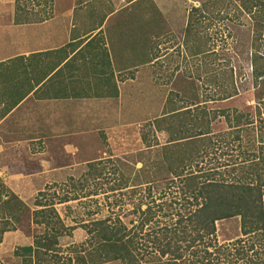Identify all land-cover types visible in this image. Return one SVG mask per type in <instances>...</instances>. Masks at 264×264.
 <instances>
[{"label": "rangeland", "instance_id": "1", "mask_svg": "<svg viewBox=\"0 0 264 264\" xmlns=\"http://www.w3.org/2000/svg\"><path fill=\"white\" fill-rule=\"evenodd\" d=\"M204 1L54 0L51 14L73 7V23L80 27L81 33L107 17L102 33L108 39L113 64L117 69L125 64L131 66L126 72L119 68L116 73L119 89L110 106L115 107V115L100 123L98 136L85 142L80 138V148L69 154L68 159L57 156L56 164L68 162L70 168L53 174L56 181L46 185L45 198L52 202L65 227V233L58 238L62 255L72 256L73 248L79 250L86 237L82 225L88 221L115 214L126 224L133 218L130 212L137 204L144 209L145 205L154 207L166 199L161 192L163 174L157 168L161 167L159 147L168 135L162 129L154 130L153 118L169 109L192 107L191 103L210 110L242 107L243 100L250 99V91H245L225 101H207L213 73L225 71L230 65L236 84L247 74L250 21L242 16V25H231L222 18L226 11L232 10L231 4L226 0L200 4ZM12 2L0 0V21L10 20L2 6L11 10ZM188 21L190 35L185 44ZM193 45H198L203 54L191 55ZM223 128L222 121L212 123V130ZM43 187L41 184L8 187L0 179V229H13L7 230L11 231L7 237L12 241L7 239V250L30 243L32 236L42 231V225L31 222V211L39 208L33 201ZM12 191L17 194L10 196ZM25 193L32 195L26 209L18 210L15 197L19 194L25 197ZM7 197L10 200L6 204ZM61 197L68 200L57 202ZM167 209L163 205L162 211ZM215 234L219 243L232 241L238 234L237 219L216 222ZM9 252L4 261L19 264V259Z\"/></svg>", "mask_w": 264, "mask_h": 264}, {"label": "trees", "instance_id": "2", "mask_svg": "<svg viewBox=\"0 0 264 264\" xmlns=\"http://www.w3.org/2000/svg\"><path fill=\"white\" fill-rule=\"evenodd\" d=\"M209 1L214 2L200 4ZM53 2L13 0L12 22L45 20ZM226 3L232 5L222 15L227 22L242 25V16L250 21L248 72L238 84L230 65L213 73L207 101H225L245 91H250V99H244L242 107L210 110L191 103L192 107L169 109L153 118L154 130L168 135L159 147L157 168L163 174L161 192L166 199L144 209L137 204L126 224L115 214L83 224L86 237L72 256L62 255L58 238L65 227L45 198V185L34 197L33 205L39 208L31 211V222L42 225V231L32 236L30 245L12 251L19 264H264V0ZM193 46L191 55L203 54ZM219 121L224 128L212 130V123ZM66 200L61 197L57 202ZM16 202L18 210L26 209ZM163 205L167 211H162ZM232 218L238 221V234L219 243L215 223ZM7 230L13 229L1 228L0 237Z\"/></svg>", "mask_w": 264, "mask_h": 264}, {"label": "crops", "instance_id": "3", "mask_svg": "<svg viewBox=\"0 0 264 264\" xmlns=\"http://www.w3.org/2000/svg\"><path fill=\"white\" fill-rule=\"evenodd\" d=\"M2 8L10 20L0 21V179L8 187L45 186L70 168L57 156L68 159L80 138L98 136L100 123L115 115L116 73L131 66L113 64L102 33L107 17L81 33L73 7L28 23L12 22L13 2ZM31 195L16 198L26 206ZM9 232L0 237L1 264H10L8 251L15 257Z\"/></svg>", "mask_w": 264, "mask_h": 264}]
</instances>
